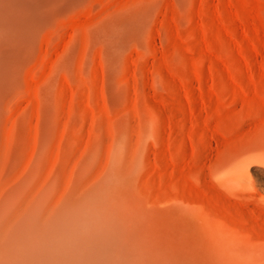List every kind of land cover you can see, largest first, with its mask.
<instances>
[{
	"label": "bare ground",
	"instance_id": "1",
	"mask_svg": "<svg viewBox=\"0 0 264 264\" xmlns=\"http://www.w3.org/2000/svg\"><path fill=\"white\" fill-rule=\"evenodd\" d=\"M85 1L0 0V264H264L260 222L238 223L180 185L169 193L148 183L149 117L113 114L88 133L60 128L57 67L39 81L34 66ZM121 23L124 31L117 21L109 29L114 48L135 32ZM104 30L103 21L92 28L98 37ZM257 196L236 198L255 206ZM259 212L251 209L256 220Z\"/></svg>",
	"mask_w": 264,
	"mask_h": 264
},
{
	"label": "rangeland",
	"instance_id": "2",
	"mask_svg": "<svg viewBox=\"0 0 264 264\" xmlns=\"http://www.w3.org/2000/svg\"><path fill=\"white\" fill-rule=\"evenodd\" d=\"M127 20L135 32L114 48L110 26L124 31ZM63 21L34 66L39 81L57 67L60 128L88 133L113 114L149 117L148 183L169 193L180 185L202 206L264 226V0H86ZM258 194L255 206L236 198Z\"/></svg>",
	"mask_w": 264,
	"mask_h": 264
}]
</instances>
